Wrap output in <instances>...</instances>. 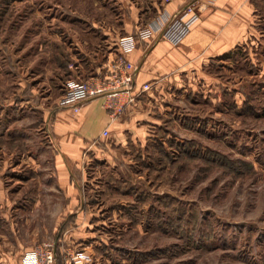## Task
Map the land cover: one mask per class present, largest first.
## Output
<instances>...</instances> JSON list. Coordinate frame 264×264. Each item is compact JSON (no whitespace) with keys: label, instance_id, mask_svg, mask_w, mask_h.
I'll list each match as a JSON object with an SVG mask.
<instances>
[{"label":"rangeland","instance_id":"obj_1","mask_svg":"<svg viewBox=\"0 0 264 264\" xmlns=\"http://www.w3.org/2000/svg\"><path fill=\"white\" fill-rule=\"evenodd\" d=\"M94 1L0 0L1 250L54 236L65 197L53 115L65 80L84 77L54 35L99 16ZM255 18V34L212 60L143 145L110 159L83 150L91 222L64 247L76 264H264V0Z\"/></svg>","mask_w":264,"mask_h":264},{"label":"crops","instance_id":"obj_2","mask_svg":"<svg viewBox=\"0 0 264 264\" xmlns=\"http://www.w3.org/2000/svg\"><path fill=\"white\" fill-rule=\"evenodd\" d=\"M189 2H194L199 20L179 44L156 34L145 40L137 37L128 49L122 47L123 37L136 36L143 25L163 23ZM256 4L257 0H95L99 16L71 17L65 33L54 35L66 41L71 61L68 69L82 72L83 78L98 74L108 57L122 53L134 66L133 92L138 94L117 116L106 106L103 95L88 97L77 111L63 106L54 112L51 134L59 151L56 182L65 202L56 212L54 236L48 240L55 242L61 261L64 247L80 244L77 234L91 222L84 217L86 209L92 207L84 205L79 188L85 180L83 150L90 148L95 155L107 156L116 149L128 153L131 149L127 145H143L156 128L163 127L162 118L178 98L189 95L191 99L192 92L199 91L200 81L210 75L206 70L212 60L255 34ZM144 82L150 87L142 91ZM104 128L108 140L102 142L107 138L102 135ZM76 167L83 172L75 174ZM37 242H19L13 252L0 248V264H23L22 254Z\"/></svg>","mask_w":264,"mask_h":264},{"label":"built area","instance_id":"obj_3","mask_svg":"<svg viewBox=\"0 0 264 264\" xmlns=\"http://www.w3.org/2000/svg\"><path fill=\"white\" fill-rule=\"evenodd\" d=\"M199 20V13L194 2L185 4L175 15L167 18L163 23H150L141 26L136 36L123 37L121 45L124 49L130 48L137 37L139 39L153 38L156 34L172 44H179ZM134 66L122 53L108 57L103 69L98 74L88 78L68 77L64 82L58 103L77 111L80 104L90 96L103 95L105 103L114 116L121 114L132 104L138 94L133 92ZM149 82H144L140 88L146 90ZM108 134L104 128L102 135ZM23 264H56L57 253L53 240H43L22 254ZM82 260L80 253L74 249L64 248L61 264H76Z\"/></svg>","mask_w":264,"mask_h":264},{"label":"trees","instance_id":"obj_4","mask_svg":"<svg viewBox=\"0 0 264 264\" xmlns=\"http://www.w3.org/2000/svg\"><path fill=\"white\" fill-rule=\"evenodd\" d=\"M61 263H62V261H61V259L59 257V254L57 253V263L56 264H61Z\"/></svg>","mask_w":264,"mask_h":264}]
</instances>
